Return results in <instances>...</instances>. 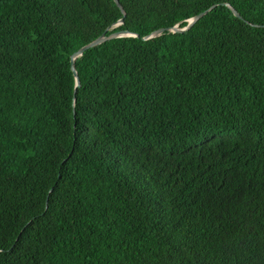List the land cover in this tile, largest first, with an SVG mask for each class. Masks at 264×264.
Instances as JSON below:
<instances>
[{
  "label": "trees",
  "instance_id": "trees-1",
  "mask_svg": "<svg viewBox=\"0 0 264 264\" xmlns=\"http://www.w3.org/2000/svg\"><path fill=\"white\" fill-rule=\"evenodd\" d=\"M119 1L0 0V264H264V0Z\"/></svg>",
  "mask_w": 264,
  "mask_h": 264
},
{
  "label": "water",
  "instance_id": "water-1",
  "mask_svg": "<svg viewBox=\"0 0 264 264\" xmlns=\"http://www.w3.org/2000/svg\"><path fill=\"white\" fill-rule=\"evenodd\" d=\"M115 2L117 3V5L121 8V10L125 13L124 8L122 7L121 3L119 0H115ZM215 7L211 8L209 11H206L204 13H201L200 15L194 17L193 19H191L189 21V25L186 28H180L179 26H176L175 28H173L171 30V32L174 33H183L186 32L188 30H190L197 22H199L203 17H205L212 9H214ZM232 11L234 12V14L236 15V17L241 18V15L234 9L232 8ZM124 24V19L121 20L118 24V26L123 25ZM168 30L166 29H161L157 32H155L153 35H151L150 37L146 38V40L148 39H152V38H156V37H160L163 34H165ZM135 36L134 34L128 32V31H120V32H115L110 36H107L106 34H104L102 37H100L99 39H97L96 41L92 42L91 44L87 45L86 47L82 48L79 52H77L73 58H72V69L74 71L75 77H76V88L78 89L81 86V80L78 76V72L76 70L75 67V61L77 58L81 57L87 50L100 46L108 41L111 40H115L118 38H124V37H132ZM77 93V90H76Z\"/></svg>",
  "mask_w": 264,
  "mask_h": 264
}]
</instances>
